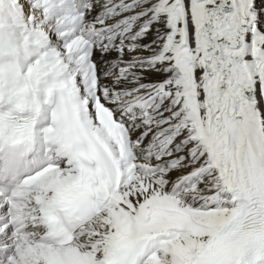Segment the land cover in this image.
Segmentation results:
<instances>
[{
  "label": "snow or ice",
  "instance_id": "1",
  "mask_svg": "<svg viewBox=\"0 0 264 264\" xmlns=\"http://www.w3.org/2000/svg\"><path fill=\"white\" fill-rule=\"evenodd\" d=\"M0 264H264V0H0Z\"/></svg>",
  "mask_w": 264,
  "mask_h": 264
}]
</instances>
